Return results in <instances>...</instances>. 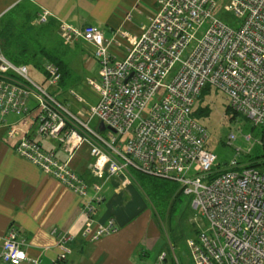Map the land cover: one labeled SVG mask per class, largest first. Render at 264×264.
<instances>
[{"label": "built area", "instance_id": "obj_1", "mask_svg": "<svg viewBox=\"0 0 264 264\" xmlns=\"http://www.w3.org/2000/svg\"><path fill=\"white\" fill-rule=\"evenodd\" d=\"M157 3L150 23L123 55L112 49L121 45L116 32L107 36L95 25H60L66 41L91 44L98 63L97 78L88 80L98 100L81 111H74L51 89L61 79L56 64H44L50 83L46 88L30 76L28 65L13 63L0 52V130L6 128L8 138H15L20 129L8 117L18 114L19 123L27 126L32 100L35 134L58 140L66 151L87 145L94 177H130L134 170L172 181L181 194L191 197L200 216L195 219L199 227L187 240L195 264H264V0ZM224 11L234 12L239 21H224ZM49 14L44 12L42 20ZM206 87L224 92L230 110L260 128L256 142L263 153L253 163L238 158L225 168L217 163L209 130L194 115ZM93 120L99 121L96 129ZM252 138L244 134L246 141ZM237 139L232 131L228 143ZM15 149L84 198L85 240L93 242L119 230L114 217L94 220L104 199L102 185L87 180L27 130ZM52 233L61 248L56 260L61 264L76 234L57 228ZM25 245L19 227L11 224L3 237L0 264H38L28 257ZM166 259L161 252L156 263L167 264Z\"/></svg>", "mask_w": 264, "mask_h": 264}, {"label": "crops", "instance_id": "obj_2", "mask_svg": "<svg viewBox=\"0 0 264 264\" xmlns=\"http://www.w3.org/2000/svg\"><path fill=\"white\" fill-rule=\"evenodd\" d=\"M157 4V0H0V16L20 7L33 21H42L44 12H49L48 20H54L59 26L95 25L107 36L114 32L119 34L117 39L121 45L112 49L123 55L128 43L138 38L150 23ZM74 45L77 47L72 51L78 47L84 51L80 53L81 69H74L69 62L70 78L51 89L55 88L71 106H75L72 100L78 101L81 106H75L76 111H81L96 103L98 94L95 100L88 102L76 88L84 80L91 86L88 80L97 78L98 69L97 61L87 50L93 46L83 40ZM34 106L30 100L27 126L19 123L21 116L18 114L8 117V122L15 123L20 129L15 138H8L6 128L0 130V250L9 226L16 224L26 239L28 257L37 259L38 264H58L56 260L61 248L57 244V235L52 233L54 228L58 232L76 234L69 243L71 253L61 264H155L160 253L153 258L151 252L162 235L156 218L149 210L143 213L142 209L129 204L123 196L129 188L138 189L136 182L126 174L96 178L91 172L93 157L87 145L66 151L58 140L35 134ZM26 130L44 147L67 159L77 172L87 176V180L103 186L104 199L98 205L94 220L100 223L114 217L119 224L117 232L93 242L81 236L87 221L82 211L84 198L16 151L15 143ZM21 264L33 263L27 260Z\"/></svg>", "mask_w": 264, "mask_h": 264}, {"label": "rangeland", "instance_id": "obj_3", "mask_svg": "<svg viewBox=\"0 0 264 264\" xmlns=\"http://www.w3.org/2000/svg\"><path fill=\"white\" fill-rule=\"evenodd\" d=\"M220 16L232 25L239 21L232 11H224ZM16 18L14 23L10 24L8 19L0 26L2 31L11 27L8 32L9 40L0 36V52L8 55L7 58L13 63H17L16 61L27 62L29 74L34 80L46 88L50 87L42 66L47 61L66 60L68 63L71 62L74 69H81L80 56L84 51H81L79 47L76 51H72L76 42L66 41L60 26L54 21H33V19H24L20 16H16ZM87 50L93 55L94 47H87ZM178 65H176V69ZM76 73L78 74V72ZM52 90L57 92L55 88ZM76 91L82 94L88 102L95 100L98 94L85 80L77 86ZM60 98L65 100L61 95ZM72 101L76 107L81 106L78 101ZM228 102V97L224 92L212 87L198 100L197 105L200 107L195 116L208 128L210 150L217 155V163L222 168L227 167L235 158L238 160L245 159L247 162L253 163L252 157L263 153L262 148L256 142L260 137V128L254 127L248 118L233 113ZM75 106H71L74 111L77 109ZM98 125V120H93L91 123L95 129L98 128ZM232 131L238 135V139L229 144L228 137ZM244 134L252 135L251 142L244 139ZM104 135L108 137V131L104 132ZM249 147H251L252 152L247 154ZM238 148L241 149V152H238ZM130 177L136 182L138 189L129 188L127 193L123 192L124 198L128 200L129 204H134L136 208L142 209L143 213L149 210L156 218L162 234L157 239L155 250L151 252L152 257L155 258L158 253L165 252L167 264H195L187 240L194 235L195 230L199 227V221L196 222L195 219L198 220L200 216L199 212L192 206L191 197L181 194L178 188L172 196L161 195L153 187L154 179L150 180L148 176L143 177L141 173L134 170H132Z\"/></svg>", "mask_w": 264, "mask_h": 264}, {"label": "trees", "instance_id": "obj_4", "mask_svg": "<svg viewBox=\"0 0 264 264\" xmlns=\"http://www.w3.org/2000/svg\"><path fill=\"white\" fill-rule=\"evenodd\" d=\"M16 16H20L21 18H24V19H28V18L31 19V20L33 19L31 16L26 15L25 13H23V10H21L20 7H17L15 9H12L9 12H6L5 14H3L0 17V26L2 25V23H4V21H6L8 19H9L10 24L11 23H14L16 21V19H17ZM49 21H54V20L50 19ZM10 30H11V27L6 28L5 31H2V28H0V36H2L5 40H9L10 39V35H8V32ZM16 62H17L16 64H26V65H29L27 62H23V61H16ZM47 62H52V63L56 64L58 66L59 70L61 71V79L59 81L58 86L60 85V83L61 84H64V82L67 81V79L70 78V75H71L70 64L66 60H61L60 59L58 62H56V61L55 62L54 61H47ZM44 64L42 65L43 67H44ZM209 89L210 88L206 87L202 91V94L200 95L199 99L202 98L203 95H204V93L206 91H208ZM199 107L200 106L197 105V108L194 111V115L195 116L197 115V110H198ZM234 115H233V117H234ZM256 156L258 157V155H256ZM256 156H254L252 158L255 159ZM142 176L145 177L147 175L142 174ZM148 177H150L149 178L150 180L154 179L153 180V182H154L153 183V187L156 188L161 195L172 196V194L176 191V188H178V185L176 183L172 182V181H169V180H166V179H161V178H156V177L153 178L151 176H148Z\"/></svg>", "mask_w": 264, "mask_h": 264}, {"label": "water", "instance_id": "obj_5", "mask_svg": "<svg viewBox=\"0 0 264 264\" xmlns=\"http://www.w3.org/2000/svg\"><path fill=\"white\" fill-rule=\"evenodd\" d=\"M100 129H101V130H105L106 127H105L104 125H101V126H100Z\"/></svg>", "mask_w": 264, "mask_h": 264}]
</instances>
